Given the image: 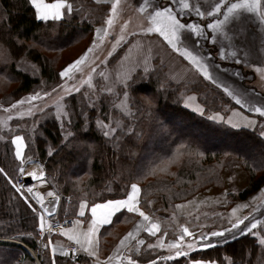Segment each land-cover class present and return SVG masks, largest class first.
<instances>
[{"label":"trees","instance_id":"trees-1","mask_svg":"<svg viewBox=\"0 0 264 264\" xmlns=\"http://www.w3.org/2000/svg\"><path fill=\"white\" fill-rule=\"evenodd\" d=\"M68 2L74 10L69 18H75L71 23L67 20L59 23L39 19L31 0H0L1 94L17 98L42 83L58 82L57 73L65 60L63 53L85 41L88 28L102 23L100 16L106 15L109 7L108 3L94 0ZM82 15L86 18L81 19ZM21 46L23 56L17 55ZM27 61L36 66L37 71H32ZM163 70H154L150 75L138 70L133 76L129 97L131 112L129 117L122 115L124 124L129 121V129L135 130L136 135L131 140L126 135L129 130L115 132L111 137L99 133L94 127V111L89 115V125L84 124L78 102L74 106L72 132L65 137L66 145L63 132L54 120L42 124L35 147L28 145L27 150H37V156L45 164L47 178L62 194L58 210L60 218L75 216L82 200L94 204L123 198L132 183L141 187L140 205L153 217L157 213L148 207L152 197L162 199V210L174 212L178 202L193 197L203 188H223L224 184L218 183L222 180V169L228 167L232 171L234 164H242L249 173L248 186L237 194L229 192V202L225 206L215 205L207 212L212 213L210 220L215 225H222L230 223L225 212L234 204L232 201L244 200L263 186L264 138L260 136V130L264 121L259 119L256 129H236L223 122L211 123L191 113L180 103L182 87L170 83ZM14 82L16 88L8 91ZM199 93L196 91L207 112L222 108L209 109L208 100H203ZM205 95L209 100L213 97L210 92ZM220 97L217 92L213 100ZM222 101L233 103L229 97ZM97 115L95 109V117ZM84 143L91 147L78 146ZM161 145L163 150L159 152ZM247 149L252 150L253 155L245 152ZM27 150L25 156H36ZM49 152L53 153L51 157ZM19 164L10 138H0V168L7 173V178L0 176V264H96L81 253L66 260L63 255H52L47 245H40L39 210L15 191L18 189ZM137 217L128 211L117 214L111 225L101 232V236L106 237L103 248L113 246ZM262 227L254 233L264 236ZM161 229L162 226L160 236L168 241L167 235L173 234L174 230L165 233ZM142 236L146 255L143 256L142 246L132 250L131 260L138 264H189L192 259L213 260L216 264H264V246L252 233L213 247L192 250L187 257L172 259L166 258V251L159 246L147 245L159 236L158 233H143Z\"/></svg>","mask_w":264,"mask_h":264},{"label":"rangeland","instance_id":"rangeland-1","mask_svg":"<svg viewBox=\"0 0 264 264\" xmlns=\"http://www.w3.org/2000/svg\"><path fill=\"white\" fill-rule=\"evenodd\" d=\"M94 1L99 2L97 0ZM219 2L220 0H114L112 5L108 3L107 14L100 16V21L103 22L92 26L91 29L88 28V32L85 35L87 36L86 40H82L79 45L70 47L63 53L65 60L62 68L77 58L84 57L71 78L60 77V80L56 83H42L17 98L0 93V138H10L15 151L14 137L21 136L27 150L28 145L35 147V139L41 132L42 124L49 120H54L58 124L59 130L63 132L65 138L72 132L73 111L77 102L80 110L84 113V119L85 116L87 117V126L90 123L89 115L94 111L92 115L93 122H99H94V127L99 133L109 131V137H111L114 134L110 131L112 128H116V132L127 131L130 128V123L128 121L124 124L122 115L129 117L131 112L129 97L133 79L130 80V78H133L138 70L150 75L154 70L164 69L163 71L170 83L182 87L179 96L181 105L190 110L191 113L202 116L214 124H221L222 122L211 119L213 113L227 114L235 107H242L251 113L255 112L253 107H264V12L260 10L261 0H259L258 8L255 11L239 9L229 14L230 22L227 25L217 29L205 28L204 35L207 39L201 37L194 46L180 43L181 40H184L186 31L190 30H178L177 35L180 37V40L177 41L180 48L179 52L172 49L171 45L159 33L143 31V29L152 25L151 17L159 10L161 5L169 7L171 14L176 16L181 23L204 27L205 22H212V19L209 18V12ZM237 2L243 3L245 0H224V3L221 4V12L226 11L227 5ZM247 2L253 3L254 0H247ZM185 4H188L189 7L185 8ZM113 7H115V12L112 11ZM198 12L203 13V15H198ZM214 15L215 18L223 20V15ZM109 17H112L111 24H108ZM84 18L86 16L82 15L81 19ZM200 27L196 29L197 32ZM260 39H262V42ZM214 42L220 44L224 59H221L220 52L216 49ZM90 47L92 51L88 52L87 49ZM186 47L193 59H189V56L185 54L184 50ZM233 56L235 57L234 59ZM236 61H240V63H236ZM27 62L32 67V71H37L36 66L29 61ZM64 63L66 64L64 65ZM197 64L206 67L215 83L203 75V72L197 68ZM144 67L148 68V72L143 71ZM202 83H204L203 86ZM57 85H62L63 87L58 88ZM16 86V82L12 83L9 85L8 91L14 90ZM73 87L79 91H73ZM224 88H227L236 99L228 96L224 92ZM54 89L55 91H53ZM125 91L128 93L127 96L122 94ZM196 91L197 93L200 92L199 94L203 100H208L207 107L209 109L222 108L207 112L206 106L199 101ZM45 92H48L49 95L45 96ZM66 92L69 95H66ZM206 92H210L213 95L211 100H209V97H205ZM217 92H220L221 97L215 101L213 98ZM36 93H40V98L33 100L32 97ZM228 97L233 102V105L230 102L222 101V99H228ZM196 100L204 108L201 113L192 110L190 106ZM91 105H95L97 117H95V109L93 110ZM38 109H42V111H38ZM112 114L113 116L111 117ZM257 115L264 121V118H261L259 113ZM168 132L166 135H168ZM171 132H174V130ZM179 134L181 135L182 133ZM162 148V145L158 147L159 152L163 150ZM31 151L36 156L31 154L25 156L24 151L23 158L19 159L17 157L20 163L18 167L25 169L23 174L31 173L36 179H41V172L45 173L46 179L43 180L57 190L47 178L45 164L37 156V150H27V152ZM245 152L253 155L252 150L247 149ZM21 174L19 171V176ZM218 183L224 184L223 180H219ZM232 185L231 183V189ZM212 187L214 189H223L221 186ZM139 188L141 189L140 186ZM200 191H198V195ZM234 193L237 194V191ZM197 194L193 197L198 196ZM60 195L62 196L61 193ZM193 197L181 202L188 201ZM238 202V200L232 201L234 204L231 207ZM161 203L162 199L160 197H152L149 199L148 207L156 211L157 214L153 218L159 226H162L163 229L161 231L166 233V231L174 230L173 234L170 233L167 236L176 241L179 239L183 228H187L194 236L198 237L201 232L206 234L210 231L232 229V224L236 222L232 223L228 217L227 212L230 208L225 212L230 223L215 225L214 221L210 220L212 213L209 212L207 214L209 207L219 204L203 206L193 212V214H189L179 209L177 205L179 202L175 205L174 212L169 209L162 210ZM263 207V205L258 207L255 213H247V216L244 219L242 218L243 220L241 219L243 223L239 225V229H232V231L236 234L237 230H243L238 231V236L246 233L255 234L258 241L264 246V243H262L264 236L259 232L257 234L254 233L264 226ZM182 217L184 218L183 220H181ZM254 223L256 228L253 230L251 225ZM262 229L264 230L263 227ZM158 235L160 236L162 233L158 232ZM42 238L43 235L39 230L40 245L43 244ZM213 238L207 239L213 241ZM187 241L193 242L192 237L187 239ZM43 246L45 245L43 244ZM141 246L144 248L141 251L145 250L143 253V256H145L147 247L140 245L139 248ZM196 249L202 248L198 247ZM168 259L172 258L168 257ZM136 264L138 263L136 262Z\"/></svg>","mask_w":264,"mask_h":264},{"label":"crops","instance_id":"crops-1","mask_svg":"<svg viewBox=\"0 0 264 264\" xmlns=\"http://www.w3.org/2000/svg\"><path fill=\"white\" fill-rule=\"evenodd\" d=\"M97 1L111 3V5L114 2V0H97ZM45 2L53 3L55 2V0L52 1L45 0ZM260 10L264 12V0H261ZM37 17L39 18L38 15ZM260 41L262 42V39H260ZM214 45H216V49L219 52H221L220 44L218 42L217 43L214 42ZM190 106L192 110L198 113H201L204 110L203 106L199 102H197V100L196 102H193ZM211 117H212L211 119L215 121L226 123L227 125L236 129H240V128L256 129L258 127L257 125L259 124V119H260L257 113L255 112L250 113L247 110L243 109L242 107H235L227 114L216 112L213 113ZM221 117L223 119H220ZM236 125H239L240 127H236ZM262 131H264V126L261 128L260 133ZM21 143H22V148H21L22 155L18 157L19 159L24 157V151H25V143L23 141ZM14 144L16 150L15 140H14ZM222 180L224 183L223 189H214V187L212 186L207 187L206 189L200 191L199 195L197 194L198 196H195L192 199H189L188 201L185 202H179L177 204L179 209H181V211L184 213L193 214V212L197 211L200 207L203 206H208L212 204L225 205L228 201L229 192L242 191L248 186L249 173L242 164H234L232 171L228 167L223 169ZM231 183L233 184L232 189L230 187ZM124 198L126 197L117 198V199H124ZM109 200H114V199H109ZM106 201L97 202V203H105ZM133 203L135 204L136 207L140 209L141 212L144 213L145 216L148 217V219L146 220L144 216H140L139 213H135L138 215V217L133 223L132 227H130L124 233V235L117 242L114 243L112 247H106L105 249L103 248V244L106 237L101 236V232L105 229V227L111 225L117 214L127 210L126 209L117 210L109 218L110 223L108 224H97L93 226L92 221L93 219L96 218H94L91 215V207L96 203L90 204L86 200H82L79 203V207L75 216L68 217L74 219V225L72 227L67 228L59 233L47 232L45 234H42L43 235L42 243L45 246L47 245L52 255L64 256L65 253H69L68 246L76 245L81 248L82 254L92 258L98 264H120L125 258L124 255L127 249L129 250L139 249V246L144 243L145 239L142 236L143 233L156 235L160 231V226L159 224H157V221L153 218V216L150 213H148L141 207L140 192L138 193L137 200L134 201ZM261 205L264 206V184L259 190L249 195L246 199L239 200L238 203H236L233 207L229 209L227 214L231 222L233 223L234 221L237 220V218H239L240 220L242 218L244 219L247 216V213L248 214L255 213L256 209ZM233 209H236V211L234 212ZM263 213H264V207H263ZM39 214H40V223L43 222L46 225V221L41 220L42 215L40 212ZM51 219L53 220L54 218L52 217ZM153 224L158 225V230L153 229L152 232H150L149 230L152 229ZM92 227H95V231L93 234V245L89 247V245L87 243H84V241L86 234L88 233L89 229ZM238 231L241 230H237L236 234L234 231H232V234H226L225 240H220L219 238H213V241H211V243L213 245H216L219 243H223L224 241L230 240L232 238H235L239 235ZM65 232H67V235H65ZM129 233H131V235H129ZM73 237L80 239L82 243L78 245L76 243V240L73 239ZM189 238L190 237H187V235H185V244L193 243L187 241V239ZM206 238H211V237L206 236ZM141 241H143V243H141ZM178 241L179 239L176 241L171 238L168 241H165L164 236H157L156 239L154 238V240L150 241L149 244L147 245H157L160 248L164 249V251H166V258L168 257L173 258L176 257L174 245L178 246ZM196 248H198V246L194 243V249ZM183 250L190 252V250L187 249V247H185ZM92 251H96L97 255L95 257L90 255Z\"/></svg>","mask_w":264,"mask_h":264},{"label":"snow or ice","instance_id":"snow-or-ice-1","mask_svg":"<svg viewBox=\"0 0 264 264\" xmlns=\"http://www.w3.org/2000/svg\"><path fill=\"white\" fill-rule=\"evenodd\" d=\"M31 3L36 8V14L39 16L40 19L45 21H55L59 23H63L65 20H67L69 23H71L72 19L75 17L72 16L71 19L70 14L74 12L73 7L71 4L68 3V0H55L53 3H46L45 0H31ZM224 3V0H220L219 3L215 4L212 11L209 12V18L212 19L211 23L205 22L204 27H200L199 25H190L187 23H181L179 19L176 18V16L171 14V9L167 6H159V10L155 12V14L151 17L152 25L143 29V31L148 33H159L160 36L164 38L165 41L169 45H171L172 49H175L176 52L180 51V48L178 47L177 41L180 40V37L177 35L178 30L180 29H186L190 31H186V34H184V40H181L180 43L183 44H191L195 45L199 42L200 38L203 37L207 39L204 35V29H217L220 27H223L227 25L230 22V16L229 14L234 13L236 10L239 9H247L248 11H255L258 8L259 0H254L253 3H248L247 0L245 2H237V3H231L230 5L226 6V11L221 12V4ZM185 8H188L189 5L185 4ZM112 11L115 12V7L112 8ZM214 14L223 15V20L215 18ZM198 15H203V13L198 12ZM112 23V17L108 18V24ZM200 27V30L197 32L196 29ZM215 39V38H213ZM94 43V42H93ZM88 52L92 51V48L87 49ZM185 54L189 56V59H193L191 57V54L188 53L187 47L185 48ZM17 55L23 56V46H21V49L17 52ZM209 55H211L209 53ZM221 59H224L223 50L221 49L220 52ZM159 58V57H157ZM235 57L233 56V59ZM84 59L83 56L77 58L76 60L68 63L66 66H64L60 71H58L57 76L61 78H71L73 72L77 69V66L81 64L82 60ZM195 62V60H194ZM236 63H240V61H236ZM197 68H199L205 77H207L208 80L215 83L212 76L209 74V72L206 70V67H202L200 64L196 65ZM159 69H157L158 71ZM144 72H148V68H143ZM133 78H130V80ZM58 88H62V85H57ZM55 91V89L53 90ZM73 91L78 92L79 90L73 87ZM224 92L227 93L228 96H232V93L227 89L224 88ZM66 95H69L67 92ZM124 96H127L128 93L125 91L122 93ZM45 96H48L49 93L45 92ZM40 93H36L32 99H39ZM71 99V97L69 96ZM233 99H236V97L232 96ZM239 102V101H238ZM19 103V101H18ZM14 107V106H13ZM93 110L95 109V105H91ZM253 110L260 114L261 118H264V107H253ZM38 111H42V109H38ZM66 115V114H65ZM79 115L84 116V113H79ZM215 118V117H214ZM220 119H223L222 117ZM96 122V121H94ZM230 122V121H229ZM84 123L87 124V117L85 116ZM99 123V122H96ZM236 127H240L239 125H236ZM87 129H84V132H86ZM112 133L116 132V128H112L110 130ZM102 135L105 137H109V131H102ZM128 138L131 140L132 137L136 135L134 129H129ZM261 137H264V131L260 133ZM14 140L16 142V150H15V156L20 157L22 155L21 148H22V140L23 138L21 136H15ZM67 138H64V144H67ZM79 147H83L85 149L90 148L91 146L87 143L78 145ZM58 151V149H57ZM53 153L49 152L48 155L51 157ZM261 164H264V158L261 159ZM19 171L23 174L25 172V169L23 167L19 168ZM0 176H4L7 178V173L5 172L4 168H0ZM40 178L46 179L45 173L41 172ZM15 191L23 195V193L20 192V189H15ZM33 190L32 188H28V192L31 193ZM140 192V188L137 184L133 183L130 185V189L126 190L123 195L126 197L124 199H114V200H108L105 203H96L91 207V215L96 218L93 219L92 224L93 226L97 224H108L110 223L109 218L117 211V210H123L126 209L129 212L132 213H139L140 216H144V218L147 220L148 217L144 215L143 212L140 211L138 207L135 206L133 203L138 198V193ZM51 195V193H50ZM25 199H30V197H25ZM43 203V201H41ZM235 212L236 209H233ZM42 220V217H41ZM243 221H241L239 218H237L236 222L232 224V229H239V225L242 224ZM45 225L43 222L39 223V229L42 231L44 229ZM247 228V226H245ZM252 229L256 228V224L251 225ZM153 229L158 230V225L153 224L152 229L149 231L152 232ZM232 229H224L223 231H210L207 234L201 232L199 233L198 237L194 236L192 232H190L187 228H183L182 232L179 236L178 246H175V254L176 256H184L187 257L189 255L188 251H184L183 249L187 247L190 251L194 250V243L201 248H209L213 247L214 245L211 243L210 240L206 238L207 237H214L219 238L220 240L226 239V234H232ZM51 231V228L49 229ZM95 231V227H92L89 229L88 233L85 236L84 243H87L89 247L93 245V234ZM243 231V230H241ZM250 231V230H249ZM185 234L187 237H192L193 243H187L185 244ZM65 235H67V232H65ZM131 235V233H129ZM73 239L76 240V243L79 245L82 243V241L78 238L73 237ZM143 243V241H141ZM264 243V241H262ZM163 246V245H161ZM151 247V246H150ZM91 256L95 257L97 255L96 251H92L90 253ZM64 258L66 260H72L73 254L72 253H65ZM129 264H136L135 260H131L129 258ZM190 264H216L213 260H201V259H192L190 261Z\"/></svg>","mask_w":264,"mask_h":264},{"label":"built area","instance_id":"built-area-1","mask_svg":"<svg viewBox=\"0 0 264 264\" xmlns=\"http://www.w3.org/2000/svg\"><path fill=\"white\" fill-rule=\"evenodd\" d=\"M17 187L25 197H30V201L38 208L42 215V220L46 221L44 229L41 234L47 232L59 233L74 225V219L72 218H60L58 216L59 203L61 200L60 193L51 187L45 180L36 179L33 174L25 173L21 174L17 180ZM32 188V192H28V188ZM51 193V195H50ZM43 201V203H41ZM54 218L53 220L51 218ZM51 228V231L49 229ZM69 253L73 254V257L78 256L81 253V248L76 245L68 246ZM132 255V251L127 249L125 251V259L121 264H129V258Z\"/></svg>","mask_w":264,"mask_h":264}]
</instances>
